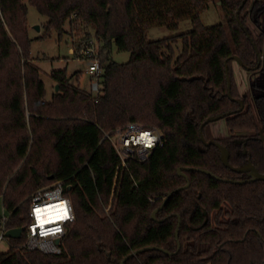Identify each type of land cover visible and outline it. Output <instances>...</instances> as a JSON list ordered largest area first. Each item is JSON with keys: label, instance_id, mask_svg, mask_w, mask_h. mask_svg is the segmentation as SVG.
Wrapping results in <instances>:
<instances>
[{"label": "trees", "instance_id": "1", "mask_svg": "<svg viewBox=\"0 0 264 264\" xmlns=\"http://www.w3.org/2000/svg\"><path fill=\"white\" fill-rule=\"evenodd\" d=\"M213 0H0V220L8 228L29 223L31 196L62 181L76 218L61 253L46 254L18 247L25 239L9 237L0 264H264V180L247 179L226 167L216 145H205L200 125L212 115L225 116L230 136L218 138L230 151V163L251 161L264 173V92L244 109L231 74L232 55L250 71L261 68L264 31L248 25L264 17V0H220L225 24L205 25L201 14ZM48 17L39 38L80 33L94 41L104 67L102 93L73 84L67 69L53 70L59 85L47 98L41 70L31 54L28 5ZM192 29L156 40L152 26L177 29L183 20ZM244 27H242V25ZM69 28L67 30L66 28ZM180 44L179 52L176 51ZM130 59H112V47ZM228 59L227 68L225 61ZM193 76H204L205 79ZM156 127L164 144L144 160H130L118 170L120 157L106 134L127 123ZM237 131H251L245 144ZM213 139L211 123L204 127ZM52 177V178H51ZM174 192L153 219L173 189ZM179 234L176 229L179 224Z\"/></svg>", "mask_w": 264, "mask_h": 264}, {"label": "rangeland", "instance_id": "2", "mask_svg": "<svg viewBox=\"0 0 264 264\" xmlns=\"http://www.w3.org/2000/svg\"><path fill=\"white\" fill-rule=\"evenodd\" d=\"M201 20L207 26L220 23L225 24V14L220 0L211 1L209 7L202 12ZM47 21V16L41 14L35 6L28 5L29 34L33 39L31 43V54L35 63L41 70V78L47 88V98L49 99L53 92L56 91L57 85L51 76V72L59 69H67L68 76L73 84L81 86V88L86 91H91L90 83L93 77L91 74L87 73L86 61L79 56L78 52H75L73 46V43L74 45L82 43L81 34L77 33V36H74L72 32H67L60 36L56 30H52L50 36L39 38L45 31L44 24ZM248 25L256 34L260 31H264V17L261 18L259 25H257L253 19L248 20ZM66 29L69 30L68 27ZM191 29V21L186 19L181 21L177 29H171L167 26H152L148 29L147 35L150 40H156L180 35ZM86 44L87 43L84 45ZM179 48L180 44L176 47L177 52H179ZM262 54L261 68L253 69V71L245 68L236 59L230 62V71L232 78L238 86L239 96L240 98H242V96L247 97L249 104L252 106H254V98L264 92V51ZM111 57L117 62L124 63L129 61L130 52L119 51L118 48L113 45ZM139 124L141 125V123ZM211 132L214 139L229 137L231 132L227 126L226 118L223 117L211 122ZM251 133V131H237L236 135ZM9 247V242L6 240L0 243V250L3 252L8 251L10 249Z\"/></svg>", "mask_w": 264, "mask_h": 264}, {"label": "built area", "instance_id": "3", "mask_svg": "<svg viewBox=\"0 0 264 264\" xmlns=\"http://www.w3.org/2000/svg\"><path fill=\"white\" fill-rule=\"evenodd\" d=\"M2 14L0 7V15ZM79 56L86 61V71L92 75L91 92L102 93L104 67L99 56V50L94 41H90L79 50ZM147 134V135H145ZM120 157L118 170L130 160L144 161L153 151L164 144L163 132L156 128H145L139 123L130 122L117 129L113 134H106ZM36 209H40L39 213ZM76 218L75 207L71 197L65 194L62 181H55L51 185L37 189L31 196V205L28 210L29 223L24 227L21 236L25 239L18 247L26 250H37L46 254L61 253L65 247V239L70 226ZM10 216L3 208L0 220V243L7 237ZM45 222L41 224V221ZM61 227L59 233L41 236V232ZM11 248V244L9 242ZM59 251H52V248ZM48 249V250H46Z\"/></svg>", "mask_w": 264, "mask_h": 264}, {"label": "water", "instance_id": "4", "mask_svg": "<svg viewBox=\"0 0 264 264\" xmlns=\"http://www.w3.org/2000/svg\"><path fill=\"white\" fill-rule=\"evenodd\" d=\"M246 0H243V3L242 5L239 7L237 13L239 12L240 8L245 4ZM242 27L243 24H241ZM262 53H260L258 51V58H259V63L257 65V67L260 66L261 64V60H262ZM232 58L233 59H236L241 65H243L245 67V64L243 62V60L240 58V56L238 55H232ZM227 62H228V59H226L225 61V64H226V69L228 71V68H227ZM195 78H201V79H205L204 76H193V77H190V79H195ZM59 89V85L57 84L56 85V91ZM228 95L229 97H231L232 99H234L235 101H237L239 104H240V108L237 109V111H240V110H243L244 109V99L243 98H236V97H233L232 95V88H231V77L229 76L228 74ZM233 111H230V112H226V113H222V114H219V115H212V116H209L201 125H200V135H201V139L203 141V143L205 145H216L219 150H220V158L223 162V164L230 168L231 170L235 171V172H239V173H243V172H247L249 177L247 179H243V180H240V179H228V178H223L221 176H218L216 174H214L212 171L208 170V169H205V168H194V167H179L178 168V172L179 174L181 175H184L187 179L188 177L183 173V170L184 169H196L200 172H203V173H206L208 175H211L213 177H215L216 179L218 180H221V181H226V182H233V183H243V182H246V181H252V180H264V173H262L261 171H259V169L251 162V161H248V163H246L245 165H242V166H239V167H236V166H233L231 163H230V151L229 149L227 148L226 145L222 144L220 141H218L217 139H210V140H207L205 138V135H204V127L208 124V123H211L213 121H216L220 118H223L229 114H231ZM263 133V130L261 131V134ZM261 139L264 141V135L262 134L261 135ZM52 178V177H51ZM190 183L187 182L185 185L183 186H180V187H177L175 189H173L172 191H170L167 196L164 198L162 204L157 207L153 213H152V217L153 219H156V214L157 212L163 208V206L166 204V202L168 201V199L170 198V196L174 193V192H177L179 190H182L184 188H187L189 187ZM179 225H180V218H179V224H178V227L176 229V237L178 238V234H179ZM23 227H16V228H10L8 229L7 231V237H14V238H19L22 234V231H23ZM159 249V250H162L164 251L165 253L167 254H172L171 251H169L168 249H165L163 247H160V246H148V247H145V248H142L140 250H136L134 251L133 253H131L130 255H128L127 257H125L122 261L121 264H124L125 260L127 258H129L130 256L132 255H135L137 254L139 251H142V250H147V249Z\"/></svg>", "mask_w": 264, "mask_h": 264}, {"label": "clouds", "instance_id": "5", "mask_svg": "<svg viewBox=\"0 0 264 264\" xmlns=\"http://www.w3.org/2000/svg\"><path fill=\"white\" fill-rule=\"evenodd\" d=\"M44 222H45V221L42 220V221H41V224H43ZM61 231H62V228H61V227H56L54 230H51V229H50V230H48L47 232H41L40 235H41V236H46V235H49V234H53V235H54L55 233H59V232H61ZM46 250H48V249H46ZM51 250H52V251H59V249L54 248V247H53Z\"/></svg>", "mask_w": 264, "mask_h": 264}, {"label": "flooded vegetation", "instance_id": "6", "mask_svg": "<svg viewBox=\"0 0 264 264\" xmlns=\"http://www.w3.org/2000/svg\"><path fill=\"white\" fill-rule=\"evenodd\" d=\"M264 131V129L263 128H261V130H260V139H261V135L263 134L264 135V132L261 134V131ZM245 135H247V137H244V138H242V139H237L236 140V142L238 143V144H245L247 141H248V139L249 138H251L252 136L250 135V134H245ZM247 173V172H246ZM247 175H248V173H247ZM249 176V175H248Z\"/></svg>", "mask_w": 264, "mask_h": 264}, {"label": "snow or ice", "instance_id": "7", "mask_svg": "<svg viewBox=\"0 0 264 264\" xmlns=\"http://www.w3.org/2000/svg\"><path fill=\"white\" fill-rule=\"evenodd\" d=\"M145 135H147V134H145ZM40 211H41L40 209H36V212H37V213H39Z\"/></svg>", "mask_w": 264, "mask_h": 264}]
</instances>
